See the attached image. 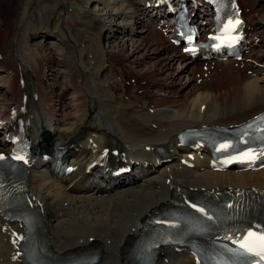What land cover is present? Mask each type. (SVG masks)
<instances>
[{
  "label": "bare ground",
  "instance_id": "bare-ground-1",
  "mask_svg": "<svg viewBox=\"0 0 264 264\" xmlns=\"http://www.w3.org/2000/svg\"><path fill=\"white\" fill-rule=\"evenodd\" d=\"M135 1L136 4L131 0L129 9H120L118 15L126 16L129 13L131 17L135 16V10L141 8L140 3L143 0ZM252 3L255 7L253 12L258 11L257 0H252ZM55 6L56 10L50 13L57 14L48 30L64 42L63 66L64 74L70 81V86L72 85L70 95L66 96L68 93L64 92L65 96L62 94L63 97H59L58 100L59 104H56L45 91L42 81L45 74L42 72V66L47 57L32 44L31 38L37 31V20H34V17L45 24L48 12L46 9L39 10V5L33 7L32 4L22 3L18 22L16 16L4 12V21L0 23L2 25L4 22L6 25V32L0 40L4 46L7 43L5 39L10 34L11 22L15 31L14 41L7 49L6 58L0 62V74L6 77L4 86L10 97L9 99L0 97V114L9 115L10 110L18 102L15 101V97H18L19 93L22 96V88L28 89L32 101L37 102L36 113L42 112L47 125L54 126L56 139L81 144L82 147L77 146L80 148L79 152L72 157L76 162H81L82 165L88 162L89 156L85 151L92 133L101 134L107 139L110 134H116L122 144L130 146H156L175 142L177 135L186 128L205 124H233L250 118L254 113L264 111V53L256 59L257 65L255 63L251 65L257 77L248 76L229 65L224 66L223 74L210 84H207L206 80L207 85H203L202 82L199 86L195 84L194 88L189 86L183 93L178 92L175 97L149 95L147 92L149 88L140 86L138 89L142 91L141 100L132 96L129 101L122 100L117 89L104 77L106 71L104 67L109 61L122 65L124 56L119 52L115 54L109 52L106 60L101 32L97 26L91 24L90 27H86L84 22H77L74 16L67 12L65 4L55 3ZM96 24L103 28L102 23ZM123 25L125 29L122 31H126L127 25ZM254 25L258 31L264 33V19L259 18ZM126 32L129 35V31ZM148 38V42L158 44L156 39ZM10 46L14 52L10 50ZM169 49V45L162 41L161 46L155 50L153 48L152 51L161 55L165 60L164 64L172 68L177 58L167 55L166 50ZM190 69L195 70L196 64L183 69L175 68L172 78L184 72L189 74ZM8 70H12L15 76L8 75L6 73ZM17 75L21 82L24 80V85L21 83L19 86L15 85ZM204 77L205 75H202L200 79ZM121 90L129 91L124 86ZM127 95L129 94H124V97ZM21 100L20 97V102ZM62 100L69 103L64 106ZM203 105L205 107L201 111ZM46 111L49 113L45 115ZM164 172L165 169H162L159 174H150L143 180L122 185L116 188L111 196L101 198L91 196L93 190L86 186L89 177L82 174V171L76 178L78 183L70 191L59 186L42 172H34L32 189L46 202L47 222L52 234L51 248L58 253H65L84 247L90 238H96L98 243H103L99 264H126L128 248L133 241V235L140 230L144 217L151 208L169 198L167 175ZM176 174V179L180 183L198 187L264 188V171L234 174L179 170ZM4 233L7 231L0 232V264H13ZM161 250L164 251V259L158 258L157 264H193L186 256L174 252L171 248L163 247Z\"/></svg>",
  "mask_w": 264,
  "mask_h": 264
},
{
  "label": "rangeland",
  "instance_id": "rangeland-1",
  "mask_svg": "<svg viewBox=\"0 0 264 264\" xmlns=\"http://www.w3.org/2000/svg\"><path fill=\"white\" fill-rule=\"evenodd\" d=\"M65 1H67V3H66L67 7L73 11V15L77 18L76 19L77 22H81L80 21V19H82V17H80L81 14L83 15V13L85 11H89L90 13H92L91 16H93V17L97 16V17H100L102 20H104L102 30H106V29L107 30H109V29L113 30V28L115 29L113 36H112L111 32H107V31L101 32V42L103 40L102 36L104 34V36H106L105 37L106 40L104 41V43H105L106 48L109 51H111L110 53L115 54L116 52H119L122 56H124V61H126L124 64L128 68H130L131 70H133L139 74H142L144 76L147 75L146 78L150 84H151V82L157 83V84L150 86V91H151L152 95L175 97L178 94V92L183 93V90L188 89L189 86H191V88H194V86H196L197 84L199 86V83L201 85L202 81H200L199 78L198 79L194 78L193 81H191L190 78H189V80H185V79L181 80V78L184 77L185 75H189V74H187V72H184L182 75L180 74L173 79L172 78V72L174 71L175 68L180 67V66L175 64L176 66H173L172 68H168L164 64L165 60L162 58V56L159 54H155V52L152 51L154 47L148 44V43H150V42H148V39H149L148 37H150V36L145 34V33H147V31H141V30L137 29L136 34H137V37H140V38L136 37L134 39L132 38L131 40L129 38L130 36L124 37V36L120 35L121 33H119L118 30L116 31L117 27H119L121 30L125 29V26L123 25V23H121V22L118 23V19L116 17H117V14H119L120 9H123V8L129 9L130 8V7H128V5L131 3V0L130 1L129 0H56V3H58L59 5H63ZM28 2L33 3V5H36V0H29V1L27 0L26 2L21 1V0H15V1L10 2L7 6L11 7L12 5H14V6H12V9L17 13L18 11H20V8L17 11L16 4L17 5H19V3L20 4L21 3L28 4ZM38 2H40V3L45 2L44 6L42 5L39 9L40 10L46 9L48 12V14H47L48 16L51 15V13H53L56 10L55 3L50 2V0H38ZM257 2H258V5L264 9V5H260V4H262V0H259V1L257 0ZM134 3L136 4L137 2L134 0ZM53 5H54V7H53ZM56 14L57 13L52 14L53 17L51 15L50 17H48V19H51V22H53ZM122 17H125V16H122ZM260 19H264V15L262 17H260ZM34 20H39V22L41 23L40 19H36V17H34ZM86 20L88 21L87 23L92 22V20H90V18L86 19ZM120 20H121V18L119 17V21ZM258 20L259 19H254L253 21L255 23ZM0 23H1V21H0ZM40 23H37V28H38V31L40 32V34L38 36L40 38H38L37 40H34V43H36L34 45H36L37 46L36 48H38L44 55L46 54L48 57V60H49L48 64H49L50 69H51L50 73H49L51 80H53V78H54L53 82H55L56 80H58L59 75L63 79L64 83L61 84L62 88H58V90L64 89V88L65 89L61 90V92L58 94L57 98L59 100V97L65 96L64 92L68 93V95H66V96H69L71 91H72V88H71L72 85L70 86V81L66 78V76L64 74L63 59H64L65 48L60 47L61 44H59V42L56 41L55 39H51V38L47 39V41H48L47 47H41L40 48V46L37 44L43 43V41L46 40L42 37V33L47 29V27L50 26V21L46 24V26L43 29H42V25ZM42 24H44V22ZM90 25L91 24H86L85 26L90 27ZM126 30L129 31V33H130V30H128V28H126ZM48 32H47L48 34L54 36L50 30H48ZM152 33H155V32H152ZM36 34H37V31H36ZM107 36H108V38H107ZM0 37H2V36H0ZM153 39H156V38L153 36ZM158 39L161 40L160 36ZM143 41L146 42V43L144 42L145 45H143L144 44ZM10 43L7 45V48H4V47L0 48V50L3 49L2 52H4V56L7 54L6 50L9 49ZM10 48H11V46H10ZM155 49H157V48H154V50ZM262 53H264V50H262ZM109 62H113V61H109ZM57 64H60L62 68L58 67ZM112 68H114V67H112ZM190 70H192V69H190ZM110 74H113V73H110ZM118 76H119V74H118ZM104 77L109 82V79L112 76L110 75V77H109V75H107L106 71H105ZM161 79H162V81L167 82V84H169L170 86H176V88H168L166 95H164L165 90H164L163 86H161L159 81H158ZM115 80L116 79L114 78L113 82H115ZM110 81H111V79H110ZM5 82H6V79H4V76L1 74L0 75V90H1L0 97L9 99L10 97L8 94V90L4 86ZM65 83H66V85H65ZM73 83H75V82H73ZM118 83H119V81H118ZM110 84H112V82H110ZM119 85H120V87L124 86L125 88H129L124 83H120ZM155 85H159V87L155 86ZM66 86L68 88L67 90H66ZM113 87L116 89L118 88L114 85H113ZM144 87H146V86H144ZM76 88H78V87H76ZM45 91H47V90H45ZM56 93H57V91L54 92L53 95H55ZM117 93H118V91H117ZM60 94H61V96H60ZM62 94H63V96H62ZM149 95H150V93H149ZM132 97L139 100V98H137L136 96L132 95ZM54 101H56V100H54ZM62 101H61V103L64 106H65V104L67 105L69 103V101L68 102L64 101V100H62ZM56 104H59V102H57Z\"/></svg>",
  "mask_w": 264,
  "mask_h": 264
},
{
  "label": "snow or ice",
  "instance_id": "snow-or-ice-1",
  "mask_svg": "<svg viewBox=\"0 0 264 264\" xmlns=\"http://www.w3.org/2000/svg\"><path fill=\"white\" fill-rule=\"evenodd\" d=\"M201 211H203L201 209ZM249 237H255L256 241H258V244L254 247L249 242L242 243L240 245L241 248L245 249L246 252H255L256 255H259L261 260H264V234L256 236V233L249 232ZM258 247L259 251L256 250Z\"/></svg>",
  "mask_w": 264,
  "mask_h": 264
}]
</instances>
